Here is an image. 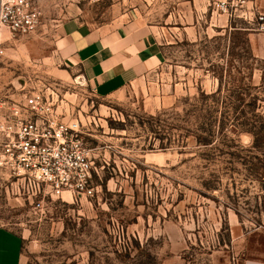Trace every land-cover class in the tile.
<instances>
[{
  "label": "rangeland",
  "instance_id": "1",
  "mask_svg": "<svg viewBox=\"0 0 264 264\" xmlns=\"http://www.w3.org/2000/svg\"><path fill=\"white\" fill-rule=\"evenodd\" d=\"M198 5L206 3L35 0L38 28L6 36L1 97L13 87L49 89L61 118L79 123L94 189L91 197L67 194L65 202L48 196L36 208L38 198L0 175V227L23 237L21 264L264 260V140L253 148L250 133L228 128L203 147L192 115L198 93L217 89V75L246 83L250 69L256 89L248 92L264 108V61L249 59L246 35L258 27L234 18L219 29L210 26L208 11L194 26ZM134 9L164 31V57L144 88L100 99L61 57L60 29L74 17L96 25ZM198 123L209 127L202 117Z\"/></svg>",
  "mask_w": 264,
  "mask_h": 264
},
{
  "label": "built area",
  "instance_id": "2",
  "mask_svg": "<svg viewBox=\"0 0 264 264\" xmlns=\"http://www.w3.org/2000/svg\"><path fill=\"white\" fill-rule=\"evenodd\" d=\"M91 1H110L127 7L135 0ZM249 1L219 0L209 6L229 19L253 21L262 29L259 23L263 15L252 13L247 7ZM40 19L35 0H0V69L4 42L9 41L6 36L13 39L33 33ZM9 90L7 96L0 95V175L15 180L29 198H38L36 208H42L48 196L60 202H65L67 194L71 198L93 196L92 163L83 145L79 123L61 118L49 89Z\"/></svg>",
  "mask_w": 264,
  "mask_h": 264
},
{
  "label": "crops",
  "instance_id": "3",
  "mask_svg": "<svg viewBox=\"0 0 264 264\" xmlns=\"http://www.w3.org/2000/svg\"><path fill=\"white\" fill-rule=\"evenodd\" d=\"M137 1L140 0L132 3ZM216 1L219 0L192 1L193 4L206 3L203 8L201 5L195 7L194 26L207 11L210 26L224 29L229 25L227 16L207 10L209 3ZM247 7L252 13L263 15L259 23L263 28L248 30L246 35L252 56L264 61V0H250ZM163 38L162 28L148 24L134 9L96 25L80 17L71 18L62 25L57 44L61 57L79 71L78 77L95 96L109 99L144 88L145 80L164 57ZM22 244L23 237L0 227V264H21ZM236 264H264V260L248 258Z\"/></svg>",
  "mask_w": 264,
  "mask_h": 264
},
{
  "label": "trees",
  "instance_id": "4",
  "mask_svg": "<svg viewBox=\"0 0 264 264\" xmlns=\"http://www.w3.org/2000/svg\"><path fill=\"white\" fill-rule=\"evenodd\" d=\"M247 46L249 49L248 41ZM249 59L256 60L249 49ZM246 79V83L229 77L226 82L222 81L221 75H217V89L206 94L203 91L198 93L192 108V115L196 120V129L194 130V138L198 145L203 147L212 146L218 142L219 137H224L230 128L235 132H248L253 137V148L263 143L264 129V108L260 100L256 96H252L250 90L256 89L252 85V69ZM262 109V114L257 111ZM204 112V116H200ZM202 117L205 121H209L208 126L204 127V123H198ZM159 122V120H157ZM156 122V123H157ZM218 123L217 129L213 128V124ZM163 146L162 138L160 141ZM163 148V147H162Z\"/></svg>",
  "mask_w": 264,
  "mask_h": 264
}]
</instances>
